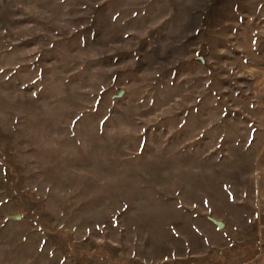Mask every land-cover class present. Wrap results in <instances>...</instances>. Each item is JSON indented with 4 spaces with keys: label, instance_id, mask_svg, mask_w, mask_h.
Listing matches in <instances>:
<instances>
[{
    "label": "rangeland",
    "instance_id": "obj_1",
    "mask_svg": "<svg viewBox=\"0 0 264 264\" xmlns=\"http://www.w3.org/2000/svg\"><path fill=\"white\" fill-rule=\"evenodd\" d=\"M0 264H264V0H0Z\"/></svg>",
    "mask_w": 264,
    "mask_h": 264
},
{
    "label": "water",
    "instance_id": "obj_2",
    "mask_svg": "<svg viewBox=\"0 0 264 264\" xmlns=\"http://www.w3.org/2000/svg\"><path fill=\"white\" fill-rule=\"evenodd\" d=\"M200 59L203 60V59H204L203 56H200ZM121 93H122V91L119 90L118 93H117V95H121ZM212 219L217 223L218 226H223L224 223H223L222 220H220V219H216V218H214V217H212Z\"/></svg>",
    "mask_w": 264,
    "mask_h": 264
}]
</instances>
